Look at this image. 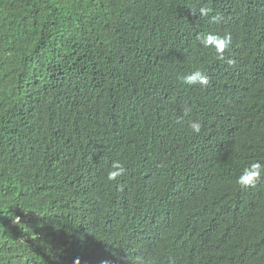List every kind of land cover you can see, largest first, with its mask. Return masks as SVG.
<instances>
[{
    "label": "trees",
    "instance_id": "obj_1",
    "mask_svg": "<svg viewBox=\"0 0 264 264\" xmlns=\"http://www.w3.org/2000/svg\"><path fill=\"white\" fill-rule=\"evenodd\" d=\"M252 162L264 0H0V264H264Z\"/></svg>",
    "mask_w": 264,
    "mask_h": 264
},
{
    "label": "clouds",
    "instance_id": "obj_2",
    "mask_svg": "<svg viewBox=\"0 0 264 264\" xmlns=\"http://www.w3.org/2000/svg\"><path fill=\"white\" fill-rule=\"evenodd\" d=\"M200 13L205 17H209L212 23H219L222 19L219 13L213 15V9L211 8H201ZM197 38L203 47L215 48L217 58L220 60L225 59V52L232 43V38L230 34L227 33L220 35L218 33L209 31L199 34ZM227 62L229 64L235 63V61L231 59H229ZM179 79L183 84L189 86L199 85L201 87H206L210 82V77L200 70L188 75H182L179 77ZM189 127L192 133L198 135L201 133L203 125L199 120H194L190 123ZM124 172V166L120 163H115L113 170L108 173L107 179L109 181H116L118 177L124 174ZM261 179H264V165L260 164L259 162H252L243 169L242 173L237 178V183L242 188H251L255 187L257 182ZM75 264H78V260L75 262Z\"/></svg>",
    "mask_w": 264,
    "mask_h": 264
}]
</instances>
